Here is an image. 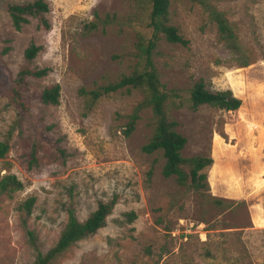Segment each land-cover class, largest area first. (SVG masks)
Here are the masks:
<instances>
[{
  "label": "rangeland",
  "instance_id": "rangeland-1",
  "mask_svg": "<svg viewBox=\"0 0 264 264\" xmlns=\"http://www.w3.org/2000/svg\"><path fill=\"white\" fill-rule=\"evenodd\" d=\"M7 1L34 0H0V141L10 143L0 174L13 172L24 184L0 194V264L32 263L27 230L47 251L69 208L84 220L110 201L105 225L49 264H264V0H172L171 23L189 43L161 35L153 50L167 115L187 137L183 156L214 157L206 168L210 186L202 189L165 177L162 151L143 149L154 134L151 106L124 132L146 91L123 87L95 102L89 94L138 64V41L152 35L147 5L46 0L49 25L30 17L18 30ZM210 6L225 13L237 45L222 36ZM31 43L41 50L26 61ZM25 65L48 67L23 82L27 111L6 91ZM200 78L211 90H232L240 108H193L191 88ZM55 83L59 102L43 103L44 88ZM30 196L35 204L26 214L20 205Z\"/></svg>",
  "mask_w": 264,
  "mask_h": 264
},
{
  "label": "trees",
  "instance_id": "trees-1",
  "mask_svg": "<svg viewBox=\"0 0 264 264\" xmlns=\"http://www.w3.org/2000/svg\"><path fill=\"white\" fill-rule=\"evenodd\" d=\"M140 4L149 7V26L152 27V35L145 40L141 36L138 46L141 50L137 65L130 73L122 74L121 77L113 82L101 85L89 91L92 102L98 100L101 96L114 92L117 89L126 87L142 88L146 95L140 100L126 123L124 132L129 134L135 128L136 121L140 117V110L146 106H151L155 116V128L151 139L143 145L147 152L162 151L165 158V164L162 172L165 177L175 175L177 181L184 185L190 180V186L196 189L209 188L208 171L206 168L212 165L214 157L212 155L195 154L192 156H183L182 151L186 145L187 137L176 131L177 122L170 120L166 111L167 93L163 89L160 80V74L153 61V50L164 35L172 43L188 44L189 39L179 33L178 27L171 23V5L172 0H137ZM206 4V0H197ZM5 6L12 17L16 28L29 22L30 17L39 18L43 24L49 25L45 13L49 11L50 6L46 0H34L27 2L7 1ZM210 15L216 20L220 33L229 40L232 45L236 44V34L234 33L229 20L222 10L215 6H210ZM6 47L5 49H7ZM41 50V46L31 43L25 50V60L30 61ZM245 66V65H244ZM48 72V67L40 69H31L28 65L22 67L12 82L7 84L6 91L10 102L16 104L20 109L27 111L28 104L23 99L21 88L25 78L29 75L42 77ZM61 85L55 83L46 86L42 92L41 100L43 103H58L60 100ZM192 107L198 108L201 104L209 103L223 107L226 110H237L242 105V99L235 96L232 90H211L207 87L203 78L198 79L191 88ZM10 147L9 138L0 141V157L5 156ZM24 187L23 182L13 172L0 174V194L14 193ZM214 201L224 202L220 196H214ZM35 204V197L26 198L20 205V209L26 214H31ZM115 202H100L97 209L93 211L86 219H80L73 208L68 210V219L60 235L47 251H42L38 247L37 236L33 230H27L28 240L36 250L34 260L30 264H49L55 258L66 251L73 243L96 233L106 223L107 216L111 213ZM126 214L129 220L136 217L135 211H128Z\"/></svg>",
  "mask_w": 264,
  "mask_h": 264
}]
</instances>
